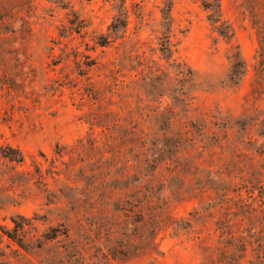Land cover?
I'll return each mask as SVG.
<instances>
[{
    "label": "trees",
    "instance_id": "obj_1",
    "mask_svg": "<svg viewBox=\"0 0 264 264\" xmlns=\"http://www.w3.org/2000/svg\"><path fill=\"white\" fill-rule=\"evenodd\" d=\"M46 1L54 8L48 10L51 13L49 16L54 17L56 10L68 12L67 23L60 30V37L67 38L74 33L80 35L89 27L87 19L75 10L73 0ZM112 1L115 2V15L107 33L96 38V44L100 47H111L119 40L123 41L120 45H124L129 39L132 15L139 20V33L148 26L146 5L135 3L132 13L128 0ZM162 4L159 28L152 30V33L157 34V50L161 59L175 70L174 76L162 67L145 63L146 58L138 53L142 48L139 40L140 46L135 56L127 55L129 51H126L124 56L112 63L109 75L103 73L106 79L111 80V95L108 97L91 76L95 68L99 71L105 69L106 72L105 66H99L90 55L77 52L73 54L77 77L67 75L63 80L45 87L46 94L41 93L35 87L38 73L35 68L27 67L28 56L23 53L33 35L31 19L37 17L39 4H36V0H0V91L12 100L24 99L37 107L41 106L47 93L54 96L60 89L69 87L81 92L82 106H97L85 117L93 133L79 140L70 151L75 154L72 158L75 164L62 163L67 170L75 166L71 169L74 172V185L60 188L58 192L51 189L48 179L52 178L55 183L59 181L61 172L57 162L64 157L66 147L57 148V158L46 171H43L41 164L35 165L34 172L19 171L18 167L25 161L23 153L3 144L0 134V159L10 165L7 171H0V184L6 180L14 194L19 190L25 193L37 186L46 193V205L55 204L58 195L65 205L60 222L50 226L35 241L41 250L49 247L55 249L56 255H60L59 264H116L159 253L157 236L161 231L170 227L175 231L186 230L191 225L189 220L179 223L173 219L164 194L168 182L164 172L172 176L171 180L177 184L180 193L188 183V177L196 175L195 172L191 173L192 158L184 153L189 147L198 145L200 153L208 152L210 145L206 140L216 144L220 133L221 139L227 141L228 130L234 129L237 134L246 131L248 123L242 120L214 117L209 124H200L188 117L194 99L193 71L174 59L178 45L174 41V3L173 0H163ZM200 4L207 13L206 19L212 31L231 45L225 85L236 89L246 74V65L239 46L234 45V28L224 20L220 0H200ZM240 7L257 40L253 80L248 95L255 103L264 99V0H243ZM53 50L50 48L51 53ZM64 53L65 50L59 60H54L50 66L64 62ZM133 72V75H128ZM134 97L137 103H146V119H153L156 126L153 133L142 126L146 119L139 123L132 117L123 118L120 112L111 109L118 105L124 110L122 107L129 105L128 99ZM175 127L179 130H175ZM96 129L101 130L102 138L94 136ZM257 136L262 142L256 153L264 157V122L260 123ZM246 143L252 145L250 140ZM245 156L243 153L237 154L238 158ZM162 167H165L164 171ZM132 171L134 174L130 175ZM211 176L212 173L206 176L204 186H208V190L218 199L208 208H215L220 214L214 223L220 246L216 249L215 257L211 254L202 264H264V184L255 177L254 172L250 173L251 179H240L242 184L233 187L230 183L222 186L224 184H219ZM200 184L201 181L196 179L194 185L198 187L195 190L204 189ZM230 192L232 197L228 194ZM199 214L197 212L191 216L196 218ZM13 222L17 234L9 236L27 257L31 254L29 243L19 237L18 232L28 224L16 219ZM55 250L49 251L46 255L48 261L40 264H57L54 261ZM21 255L17 250L16 258Z\"/></svg>",
    "mask_w": 264,
    "mask_h": 264
},
{
    "label": "rangeland",
    "instance_id": "obj_2",
    "mask_svg": "<svg viewBox=\"0 0 264 264\" xmlns=\"http://www.w3.org/2000/svg\"><path fill=\"white\" fill-rule=\"evenodd\" d=\"M242 2L243 0H220L222 16L234 28V45L239 46L246 65V74L235 89L225 85L229 72L228 56L232 53L231 45L226 44L212 31L200 0H173L174 41L178 43L174 59H177V63L188 66L194 77L192 93L194 99L188 117L200 124H209L215 118L242 120L248 124L246 131L239 134L234 132V129L228 130L227 141L221 139V133L216 144L206 140L205 142L210 145L208 152L200 153L198 145L194 148L189 147L184 152L192 158L191 173L195 172L196 175L188 177L189 184L186 183L180 193L177 184L171 180L172 176L164 172L168 181L164 194L169 201L172 217L179 223L191 221L190 227L180 231H175L173 227L165 229L157 236L159 253L116 264H202L211 254L215 257L220 241L218 234L214 232V223L220 214H217L215 208L211 210L208 208L210 204L218 202V199L208 190V186H204L206 176L212 173L213 180L224 184L222 186L230 183L229 185L233 187L242 184L240 179H251L250 173L254 172L255 177L264 184V157L256 153L262 142L257 136V131L260 123L264 122V99L253 103L248 96L253 80L257 40L251 24L242 14L240 7ZM135 3L146 5L145 15L148 23L144 28L146 30L139 33L140 30H137L139 20L132 15L128 29L129 39L124 45H120L123 41L119 40L106 48L97 45L96 38L102 33H107L113 21L114 1L73 0L75 10L87 19L89 27L80 35L74 33L62 38L60 30L67 23L68 12L56 10L54 17H51L48 10L52 6L46 0H36L39 8L37 17L31 19L33 35L26 49H23V53L28 56L27 67L35 68L38 73L35 87L46 94L45 87L53 85L55 81L63 80L67 75L71 78L77 77L73 56L74 52H77L80 55H90L92 59L97 60L99 66H105L106 72L105 69L99 71L95 68L91 76L97 87L105 91L109 97L111 80L106 79L103 73L109 75L112 63L117 62L126 51H129L127 55L135 56L140 44L142 48L138 53L146 58L145 63L152 67H162L164 71L174 76L175 70L167 61L161 59L157 50V34L152 33V30L159 28L163 0H128V7L132 13ZM50 48H54L53 53ZM63 50L65 61L57 66H50L54 60H59ZM133 74L134 72L128 73ZM83 85L84 83L81 87ZM81 98V92L77 89L65 87L54 96L47 93L41 106L35 107L31 101L12 100L5 92L0 91L1 142L23 153L25 161L18 167L19 171L34 172L36 164H41L43 171H46L57 158L55 153L57 148L66 147L64 157L57 162L61 172L59 181L55 183L52 178L48 179L51 189H56V192L60 188L74 185V172L71 169L75 166L67 170L62 163L75 164L72 161L75 154L70 151L79 140L93 133L90 131V125L85 122V117L97 106L90 104L82 106ZM128 103V106L122 107L124 110L118 105L110 108L120 112L123 118L132 117L133 120L143 123L148 112L144 109L146 103H137L135 97L129 98ZM142 126L149 133L156 129L153 119L152 121L146 119ZM174 129L179 130L178 127ZM94 136L102 138L103 133L96 129ZM248 140L252 145L246 143ZM238 153L245 154L246 158H238ZM9 167L8 163L0 159V171H7ZM164 170L165 167H162V171ZM129 174L132 175L134 172ZM196 179L201 181L200 187L204 188L202 191L195 190L198 187L194 185ZM0 185L3 187L0 189V264L47 262L49 259L47 253L55 249L49 247L41 250L35 241L50 226H56L62 219L65 205L60 196L58 195L55 204L46 205V193L41 192L37 186H33L25 193L19 190L14 194V190H9L10 183L6 180ZM228 194L230 197L233 196L231 192ZM256 194L257 191L254 192V195ZM243 195L246 196L245 192ZM197 212L200 213L199 216L193 218L191 215ZM18 216L23 217V220ZM14 219L28 224L18 232L19 237H23L29 243L31 254L27 257L21 252L17 242L9 236L17 234L14 231ZM17 250L22 254L19 258H16ZM54 255V261L59 264L60 255H56V250Z\"/></svg>",
    "mask_w": 264,
    "mask_h": 264
}]
</instances>
